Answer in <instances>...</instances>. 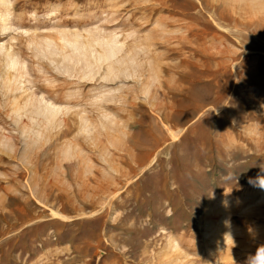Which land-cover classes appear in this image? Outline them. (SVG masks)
I'll use <instances>...</instances> for the list:
<instances>
[{
  "label": "rangeland",
  "instance_id": "obj_1",
  "mask_svg": "<svg viewBox=\"0 0 264 264\" xmlns=\"http://www.w3.org/2000/svg\"><path fill=\"white\" fill-rule=\"evenodd\" d=\"M261 167L264 0H0V264H248Z\"/></svg>",
  "mask_w": 264,
  "mask_h": 264
},
{
  "label": "clouds",
  "instance_id": "obj_2",
  "mask_svg": "<svg viewBox=\"0 0 264 264\" xmlns=\"http://www.w3.org/2000/svg\"><path fill=\"white\" fill-rule=\"evenodd\" d=\"M249 183H253V181L250 179ZM257 183L261 188H264V177H258ZM248 264H264V247L257 249L256 254L249 258Z\"/></svg>",
  "mask_w": 264,
  "mask_h": 264
},
{
  "label": "bare ground",
  "instance_id": "obj_3",
  "mask_svg": "<svg viewBox=\"0 0 264 264\" xmlns=\"http://www.w3.org/2000/svg\"><path fill=\"white\" fill-rule=\"evenodd\" d=\"M107 54V53H106Z\"/></svg>",
  "mask_w": 264,
  "mask_h": 264
}]
</instances>
